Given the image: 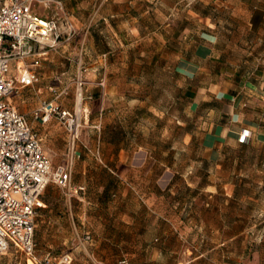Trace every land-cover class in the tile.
<instances>
[{"label": "rangeland", "instance_id": "374dc122", "mask_svg": "<svg viewBox=\"0 0 264 264\" xmlns=\"http://www.w3.org/2000/svg\"><path fill=\"white\" fill-rule=\"evenodd\" d=\"M56 1L32 10L57 20L62 33L73 23L72 38L60 42L74 38L80 50L42 65L24 61L38 80L13 94L53 171L62 166L69 175L66 186L54 176L44 189L33 264H264V145L234 142L211 159L189 107L212 78L199 75L194 47L215 32L245 40L246 18L217 0ZM227 52L232 60L247 53ZM91 79L105 90L97 100L89 98ZM38 89L56 109L44 122L25 101ZM63 111L70 115L60 118ZM103 140L107 162L94 157ZM164 223L173 233L158 257L154 237ZM231 234L238 236L227 240ZM27 261L14 249L0 257Z\"/></svg>", "mask_w": 264, "mask_h": 264}, {"label": "crops", "instance_id": "0c3cea01", "mask_svg": "<svg viewBox=\"0 0 264 264\" xmlns=\"http://www.w3.org/2000/svg\"><path fill=\"white\" fill-rule=\"evenodd\" d=\"M217 1L230 8L232 14L237 15V17L246 18L247 29L241 32L246 35L245 40L229 41L224 32H215L207 34L212 39L205 37L204 41L194 47V60L197 61L196 66L199 75H210L212 78L209 84L199 86L194 96L190 97L189 107L198 115L200 124L204 125L201 127L200 142L203 149L209 153L210 158L214 160L220 157V151L224 145L238 142V137L243 129L249 132V136L246 141L241 142L242 144L259 143L264 145V3L261 0ZM258 17H261L262 20H257ZM60 41L54 45L51 44L52 41H45V45L40 46L41 49L38 51L36 45L33 46L32 52L24 59H12L9 65V76L17 77L25 68L32 70L30 66H26V62L24 63L30 59L42 65L48 58L51 60L55 54L67 59H70L66 56L67 53L78 54L80 47L74 38L65 43ZM70 42L71 44L67 47ZM236 49L246 50V56L243 58L237 55L238 58L234 60L228 57L230 54L227 51ZM30 55L33 57L30 58ZM82 55L83 53L73 57L72 60L74 59L80 64L83 60ZM99 82L94 79L89 81V83L95 84L97 88L93 90V94L89 95L90 99H99L102 92ZM35 83L24 88L33 87ZM40 90L38 89L35 91L36 94L27 96L25 99L34 111L45 103H53L45 95H40ZM104 93L105 90L103 89L102 94ZM13 97L14 95H11L8 99L18 109ZM19 98L21 101L22 97L19 96ZM23 110L26 111L25 108ZM27 110L30 111V109ZM95 112L97 115V109ZM41 114L44 115L42 112ZM41 121L43 120L41 119ZM101 144L102 155L98 152L93 155L96 160L107 162L110 158V142L103 140ZM41 198L43 207L39 209L38 214L47 211L43 193ZM150 210L158 212L159 209L158 206H154ZM159 225L157 224V226ZM172 227V225L164 223L162 229L154 237V241L159 245L158 250H156L158 257L166 255V251L161 245L166 241L167 236L173 233ZM62 230H64V226ZM237 236L238 234H231L227 240H233Z\"/></svg>", "mask_w": 264, "mask_h": 264}, {"label": "built area", "instance_id": "2783aa9c", "mask_svg": "<svg viewBox=\"0 0 264 264\" xmlns=\"http://www.w3.org/2000/svg\"><path fill=\"white\" fill-rule=\"evenodd\" d=\"M34 2L60 4L56 0H0V257L14 249L31 261L35 260L36 216L43 207V190L54 176L66 186L69 175L62 166L53 171L40 137L8 99L19 89L35 83L36 72L25 68L17 77H12L8 74L9 65L12 59L29 55L36 42L52 41L54 45L61 35L70 40L75 31L69 22L62 33L57 20L33 12ZM39 111L44 115L39 116ZM52 111L56 112L55 107L45 103L35 113L37 118L46 121ZM67 115L69 112L63 111L59 116ZM66 122L70 127L73 120ZM248 136L249 132L243 129L238 142L246 141ZM78 190L82 191L83 187L75 191ZM69 258L63 255L60 262H68Z\"/></svg>", "mask_w": 264, "mask_h": 264}, {"label": "bare ground", "instance_id": "6f19581e", "mask_svg": "<svg viewBox=\"0 0 264 264\" xmlns=\"http://www.w3.org/2000/svg\"><path fill=\"white\" fill-rule=\"evenodd\" d=\"M27 264H33V262L31 260H28Z\"/></svg>", "mask_w": 264, "mask_h": 264}]
</instances>
